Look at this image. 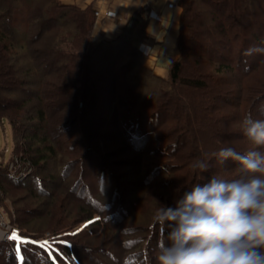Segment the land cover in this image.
<instances>
[{"label": "trees", "instance_id": "obj_1", "mask_svg": "<svg viewBox=\"0 0 264 264\" xmlns=\"http://www.w3.org/2000/svg\"><path fill=\"white\" fill-rule=\"evenodd\" d=\"M178 5V56L171 61L169 77L162 79L153 76L143 63L145 50L140 36L145 31V19L138 11L125 22L121 34L94 41L90 31L97 8L91 3L0 0V123L7 122L11 129L12 149L20 152V156L29 154L32 165L37 164V158L32 159V153L38 149L33 148L32 140L47 138L48 120L56 110L60 113L58 120L64 126L61 134L67 136L55 140L60 150L73 157L80 155L81 160L86 155L98 156L101 141H108L111 137L107 139L105 133L97 132L94 129L97 126L91 125H98L108 107L112 118L118 120L121 141L127 149L141 156L152 152L154 156L172 157L179 160L178 165L190 164L189 169L195 171L194 183L182 181V188L170 191L165 206H175V201L185 191L196 184L208 182L202 178L204 174H207L208 180L213 176L231 180L230 177L220 176L219 172L233 171L237 167L236 162L229 159L220 163L213 153L222 148H233L244 154L258 147L245 146L244 142L234 146L229 140L235 136L248 139L245 135L240 136L244 133L238 135L233 130L223 131L207 119L204 109L217 104V92L220 90L218 83H211L214 77L209 74L220 71L221 67L228 69L232 74L228 77L230 81L221 76L216 80L225 85L234 82L237 86L238 82H235L239 81L243 90L241 99L250 103L245 108L246 116L251 114L253 119H264V62L249 75L240 73L252 69L262 58L260 52L252 50L264 48V0H179ZM137 21H141V25L133 45L128 33ZM39 40H42L39 47H34L33 44ZM200 55H205L208 62L216 59L218 63L213 65L212 70L207 68L203 72H195L190 69L188 59L196 63L205 60ZM134 68L139 69L138 73L126 79V74ZM234 68L240 73L237 77L233 74ZM202 77H206L211 84ZM155 79L162 85L152 86L150 81ZM243 80H250V84ZM163 83L168 87H164ZM225 89L233 92L226 86ZM104 101L111 106H104ZM167 108L175 114V124L166 136H173V146L177 150L187 143L192 150L183 148L176 151L173 147L174 151H165L160 155L159 151L148 147L146 130H154L153 118H159L161 114L168 116ZM212 108L218 109V106ZM257 109L259 117L251 113ZM51 145L48 147L51 148ZM198 161L208 164L207 171L194 167ZM141 162L142 166L148 164L144 160L138 161L139 164ZM178 165H159L155 174L184 167ZM5 169L4 165H0V175L13 183H20ZM96 169L104 171L101 166ZM154 224L162 228V233H167L168 229L156 220L151 225ZM19 233L22 234L20 228ZM57 235L41 238L26 235L23 242L14 240L4 243L0 245V258L6 264L9 260H15L12 264H26L27 253L40 250L45 257L43 264H82L81 258L72 254L70 245L61 244L62 237ZM45 242L49 243L48 246ZM53 246H57L58 250ZM17 250L21 252L18 262ZM143 255L146 257V252ZM127 256L131 257L130 254ZM133 256L135 260L136 255ZM30 257L40 260L34 253H30Z\"/></svg>", "mask_w": 264, "mask_h": 264}, {"label": "rangeland", "instance_id": "obj_2", "mask_svg": "<svg viewBox=\"0 0 264 264\" xmlns=\"http://www.w3.org/2000/svg\"><path fill=\"white\" fill-rule=\"evenodd\" d=\"M67 1L82 2L81 0ZM21 16L20 14L19 18ZM140 25L141 21H137L135 26L129 29L130 44L135 42ZM124 26L125 24L120 31L112 35L121 34ZM90 33L94 41L105 38L100 32L96 33V30L94 32V24ZM140 37V42L143 43L145 31ZM40 41L42 40L34 43L33 46H38ZM144 54L143 63L149 67L150 73L162 79L169 77L168 68L172 59L178 56L176 50V53L173 51V55L160 56L155 63L150 53L144 51ZM200 57L205 60L201 59L202 61L196 63L188 59L191 70L195 72H203L207 68L212 70L213 65L218 63L216 59L206 61L205 55H200ZM260 58L261 60H257L252 69L240 72L241 75H249L255 68H259L264 62V54L261 53ZM148 61H151L153 66L149 65ZM233 65L235 66L234 63ZM190 69L188 70L191 71ZM138 70L134 68L127 73L126 79L133 73H138ZM240 73L236 72V68L233 69L235 77ZM230 74L231 72L225 67L209 74L214 77L211 83L213 85L218 83L220 90L217 92V104H211V108L204 109V114L213 125L222 128L223 131L233 130V133L238 132L240 135L244 133L242 122L247 112L245 108L250 103L241 99L243 90L239 87V81L235 82H238L237 86L234 82L225 85L216 80L221 76L230 81L228 78ZM203 78L209 82L206 77L201 79ZM249 81L243 80L244 83L250 84ZM150 83L152 86L162 85V82L156 79ZM163 86L168 87L164 83ZM225 86L233 92L226 90ZM104 102V106H111L108 105V101ZM213 106H218V109L212 108ZM170 108H167L168 116L161 114L159 118L151 120L155 126L153 131L151 128L146 130L148 147L153 151H159L160 155H163L165 151L170 152L176 149V146H173V136H166L175 124V114H172ZM180 111L183 112L184 109L181 108ZM105 112L106 114L98 121V125L93 123L91 126H97L94 128L97 132L101 131L106 134L107 139L111 138L108 141H101L100 155H86L82 160V156L79 158L80 155L77 158L64 154L60 150L55 140L65 139L67 136L61 134L64 126L58 120L60 113L56 110L52 112L54 116L48 120L47 138L42 141L32 140L33 148L38 149L37 152L32 153V159L37 158L38 160H35L38 165H32L29 154L24 153L20 156V152L12 149L11 129L7 122L0 123V165L5 166L8 175L20 181V183H13L0 175V227L11 226L12 230L20 236L18 242L25 241L26 235L41 238L58 233L57 236L62 237L60 243L70 245L72 254L80 257L82 264H158L159 244L167 243V239L158 224L154 226L151 224L155 221L157 210L165 206V201L168 200L172 189L182 188L184 180L194 183L195 171L189 169L190 164L178 165L179 160L172 157L154 156L152 152L141 156L127 149L121 141V128L118 120L112 118V112L108 107L105 108ZM251 113L259 117L258 109ZM229 141L234 143V146L239 142H244L245 146H256L244 136L241 138L235 136ZM48 143L52 144L51 148L48 147L50 145ZM173 147H175L174 150ZM178 148L176 151L183 148L192 150L189 143ZM256 150L264 152V147H258ZM61 159L62 163H59ZM139 160L147 161L148 164L142 166V162L138 163ZM166 163L169 167L177 165H184V167L173 172L166 170L155 174V169L159 165L164 167ZM100 166L104 171L96 169ZM219 173L222 177L236 178L238 166L233 171ZM204 175L202 178L208 181L207 174ZM89 216L91 218L85 221ZM19 228L24 235L19 233ZM4 243L8 241L0 239V245ZM53 247L58 250L57 246ZM144 252H146V257L143 255ZM30 253H34L35 257L40 260L30 257ZM128 254L131 257H128ZM134 254L136 255L135 260H133ZM27 255L26 264L45 263L44 254L40 250L35 252L30 250ZM20 257L21 252L17 250V262ZM11 261L9 260V264L15 260ZM0 264H6L2 258H0Z\"/></svg>", "mask_w": 264, "mask_h": 264}, {"label": "clouds", "instance_id": "obj_3", "mask_svg": "<svg viewBox=\"0 0 264 264\" xmlns=\"http://www.w3.org/2000/svg\"><path fill=\"white\" fill-rule=\"evenodd\" d=\"M252 51L264 54V48ZM242 125L248 140L264 147V119L249 114ZM213 155L236 162L237 177L213 176L185 191L174 207L157 210L155 220L168 229L158 264H264V152L222 148ZM194 167L207 171L208 164Z\"/></svg>", "mask_w": 264, "mask_h": 264}, {"label": "crops", "instance_id": "obj_4", "mask_svg": "<svg viewBox=\"0 0 264 264\" xmlns=\"http://www.w3.org/2000/svg\"><path fill=\"white\" fill-rule=\"evenodd\" d=\"M91 3L94 7L114 10V17H97L94 32L109 37L120 31L125 22L135 11L145 19V37L143 46L151 54L154 62L160 56L176 53V35L180 15L179 0H81ZM172 53V54H171ZM149 54V55H150ZM148 55V56H149ZM148 64L153 66L151 61ZM159 69V68H158Z\"/></svg>", "mask_w": 264, "mask_h": 264}, {"label": "built area", "instance_id": "obj_5", "mask_svg": "<svg viewBox=\"0 0 264 264\" xmlns=\"http://www.w3.org/2000/svg\"><path fill=\"white\" fill-rule=\"evenodd\" d=\"M115 11L112 9H96L95 15L96 17L104 16V17H114ZM104 37V36H103ZM16 238V233L12 230L11 226L0 227V239L6 240L8 242L14 241Z\"/></svg>", "mask_w": 264, "mask_h": 264}]
</instances>
